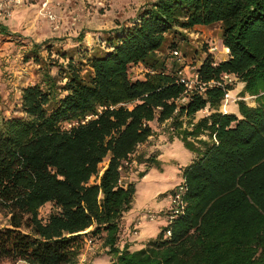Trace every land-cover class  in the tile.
Here are the masks:
<instances>
[{
	"label": "trees",
	"instance_id": "trees-1",
	"mask_svg": "<svg viewBox=\"0 0 264 264\" xmlns=\"http://www.w3.org/2000/svg\"><path fill=\"white\" fill-rule=\"evenodd\" d=\"M217 21L229 57L213 64L208 52L200 74L236 72L245 82L240 95L255 103L242 98L238 113L223 112L225 89L209 87L175 111L184 85L173 60L167 69L168 51L182 29ZM102 41L82 55L89 69L83 57L62 51L66 62L48 63L56 73L45 66L39 81L21 88L18 112L0 111V210L8 215L0 261L76 264L92 232L105 233L115 255L109 264H264V0H148L103 30ZM40 47L34 43L29 56L40 59ZM140 63L144 76L132 77ZM207 103L211 113L182 127L184 113L192 122ZM171 117L174 133L196 152L183 167L185 211L170 236L163 227L146 246L121 248V219L136 191L123 172L154 133L152 122Z\"/></svg>",
	"mask_w": 264,
	"mask_h": 264
},
{
	"label": "rangeland",
	"instance_id": "rangeland-1",
	"mask_svg": "<svg viewBox=\"0 0 264 264\" xmlns=\"http://www.w3.org/2000/svg\"><path fill=\"white\" fill-rule=\"evenodd\" d=\"M41 1L28 0L16 6L11 17L0 20V25L7 26V30L0 31V111L3 110L6 114L18 112L21 88L24 85L39 81L46 67H50L52 73H56L58 65L48 64L49 61L58 59L66 62L68 56H62V51H67L78 59L82 58L85 52L88 54L96 47L104 46L103 30L133 17L138 5L136 2L138 0H49V5L56 13L59 23V26L55 28V22L43 13ZM141 1L144 3L148 0ZM206 25H211V28L215 30L214 35H218L217 40L214 39V41L219 48L214 56L219 60L216 54H225L221 34L217 28L219 21ZM182 31L184 35L176 37L182 51L196 60L206 55L209 51L207 40L212 36L201 29H182ZM34 43L41 45L40 59L29 56ZM83 59L84 71H86L89 66L86 63L87 58L83 57ZM172 60L177 66L178 63ZM172 60L171 63H174ZM144 72L145 67L142 63L130 68L132 77H142ZM240 91L242 90L236 89L235 93ZM238 100H231L227 109L236 111ZM245 100L254 104V98L251 96H246ZM169 125L170 123L164 125L162 129L172 131ZM168 141L169 146L163 152V158L158 159L157 163H141L137 166L136 162L132 161L128 164L129 171H135L132 179L137 187L138 195L135 206L140 210L153 208L158 212L159 206L168 208L170 205L168 194L180 179L179 170L193 157V152L187 148L183 140L174 138ZM182 147L189 152H184ZM106 162L107 159L101 165L104 166ZM141 172L144 173L141 174ZM144 176H147L146 180L142 179ZM51 209L52 203L48 202L41 207L40 213L43 217H47ZM7 217V212L0 210V225L7 223ZM165 225L166 223L163 226ZM159 228L157 235L152 238L159 236L163 229ZM90 235L95 237L96 245L88 251L84 246L81 253L85 252V254H80L76 264H109L115 255L109 251L104 234L89 232L87 237ZM164 237H167L165 232ZM0 264L29 263L22 259L16 261L4 259L0 261Z\"/></svg>",
	"mask_w": 264,
	"mask_h": 264
},
{
	"label": "built area",
	"instance_id": "built-area-1",
	"mask_svg": "<svg viewBox=\"0 0 264 264\" xmlns=\"http://www.w3.org/2000/svg\"><path fill=\"white\" fill-rule=\"evenodd\" d=\"M26 1L28 0H0V20L11 17L15 11L16 6L21 5L22 3ZM41 2L43 4L42 5L43 13L52 22H55V28H57L59 26L57 15L54 12L52 6L49 5V0H42ZM207 42H209L208 52H211L214 55L215 51H217L219 48L218 44L214 41V39H208ZM228 53H229V49H228ZM168 54H169V57L167 58V61H166L167 69L170 68L172 64L171 60L174 59L178 63L177 69L175 71L177 75V80L184 85V90L180 93V95H178L175 98V102L178 105L175 111L178 110L180 105L188 103L193 98V95L196 93L206 96L207 88L209 87H222L225 89V94L222 99V104L220 106V110L223 112H228L226 109V106L229 105V102L231 100L237 101L238 99L246 98V96H240L241 91L239 93L237 92L233 94L234 90L236 89H238V91L242 90L245 85V82L240 80L236 72H232L228 70L222 71L219 74V76H215L210 79H204L201 76L199 68L201 64L203 63V60L206 55L198 58L197 60L192 59L190 56L185 54L178 46L169 49ZM218 61L219 60H217L215 57V61L213 62V64H217ZM230 86H232V88H230ZM230 93H231V96H230ZM199 110H202V113L204 114V116H206L209 113H211V111H213L214 108L210 106V103H207L203 108ZM197 112L191 118L192 122H188L190 119V116H188L187 113H184L180 117V119L183 120L182 127L191 128L194 122H196L199 119ZM166 121L170 123L169 127L172 131H174L175 126L171 124L172 117L167 119ZM214 139H216L215 134H214ZM143 143L144 142L138 143L137 149ZM126 163H129V162L126 161ZM186 191H187V183H186L185 178L183 177L181 181H179L177 185L173 189H171V191L168 194V197L170 199V205L165 213L166 225L164 226V232L166 236H170L172 233V229L170 226L171 223L180 214L184 213L185 211V207L187 203L186 198H185ZM143 215L144 217L150 220L157 219L158 217L157 212L151 208H146L143 212ZM139 228L140 226L135 225L132 229V232L138 233ZM95 245H96L95 237L90 235L85 238L84 246H85L86 251L93 249ZM81 254H85V252Z\"/></svg>",
	"mask_w": 264,
	"mask_h": 264
},
{
	"label": "crops",
	"instance_id": "crops-1",
	"mask_svg": "<svg viewBox=\"0 0 264 264\" xmlns=\"http://www.w3.org/2000/svg\"><path fill=\"white\" fill-rule=\"evenodd\" d=\"M136 2L138 3V5L136 7V10H137L139 8V6L142 4V1L138 0ZM193 28L199 29V30L200 29L204 30L209 36H212V38H210V39H216L218 37V35H216V36L214 35L215 30H214V28H211V25L197 24ZM217 28L221 34V39H222V43H223L221 22H219V25L217 26ZM223 48L226 50L225 54H220V53L216 54V56L219 57V61L229 57V53H228L229 48H227V46H225L224 43H223ZM233 92H234L233 94H235L236 90H234ZM249 96L253 97V95H249ZM253 102L255 103V101H253ZM234 112H236V113L239 112L238 103H237V110ZM197 113H198V118H201L204 116V114L202 113V110H198ZM152 124L154 126V133L134 153L135 156L133 158V161L136 162L137 166L141 163H148V161L141 160V159H146L150 155L154 156L156 159L163 158V156H164L163 152L166 151L167 147L169 146L168 139L172 140L174 138H177V139H180L182 141V139L179 136H177L174 133V131L172 132V131H168L166 129H162V127L164 125L166 126V124H169V122H167V121L166 122L165 121L164 122H158V121L154 120L152 122ZM203 137H207V135H203ZM182 150L184 152H189L186 150L185 147H182ZM189 150H191V149H189ZM192 152H193L192 153L193 157H191V161L187 162V164L191 163L196 156V152H194V151H192ZM187 164H185V165H187ZM129 169L130 168H127L123 172L122 177H123L124 182L133 181L132 180L133 179V173H135V171L134 170L129 171ZM182 173H183V168L179 170V175H180L179 181H181V179L183 178ZM146 178H147V176L142 177L143 180H146ZM174 181H176V179ZM176 184H174V185H176ZM137 198H138V195H137V187H136L132 207L124 213V215L121 219L120 235H119V240L117 242V244L121 248H123L125 245H127L129 249L136 250V249H139L141 247L146 246L148 241L151 239H154L152 237L157 235V233L160 229L159 227L163 228L164 227L163 225L166 223L165 213L168 209L167 206L166 207L164 206L165 208L163 206H159L158 209H160V210L158 212L156 211L158 214L157 219L150 220V219H147L146 217H144V215H143V212L145 209L140 210L137 206H135V200H137ZM169 201H170V199H169ZM151 209H153V208H151ZM153 210L155 211V209H153ZM156 220H158V221H156ZM135 225L140 226L138 233L132 232V229ZM89 229L90 228H88L87 230H89ZM103 234H105V233H103ZM85 235H86L85 237H87V234H85Z\"/></svg>",
	"mask_w": 264,
	"mask_h": 264
},
{
	"label": "bare ground",
	"instance_id": "bare-ground-1",
	"mask_svg": "<svg viewBox=\"0 0 264 264\" xmlns=\"http://www.w3.org/2000/svg\"><path fill=\"white\" fill-rule=\"evenodd\" d=\"M230 96H231V93H230ZM228 108V106H226V109ZM227 111H228V109H227Z\"/></svg>",
	"mask_w": 264,
	"mask_h": 264
}]
</instances>
